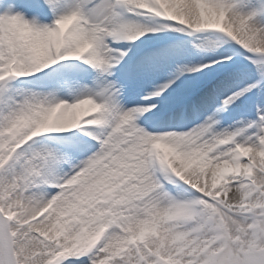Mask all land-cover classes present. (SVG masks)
Listing matches in <instances>:
<instances>
[{
  "label": "snow or ice",
  "instance_id": "snow-or-ice-1",
  "mask_svg": "<svg viewBox=\"0 0 264 264\" xmlns=\"http://www.w3.org/2000/svg\"><path fill=\"white\" fill-rule=\"evenodd\" d=\"M0 264H264V0H0Z\"/></svg>",
  "mask_w": 264,
  "mask_h": 264
}]
</instances>
